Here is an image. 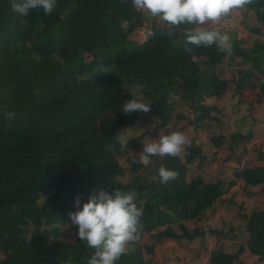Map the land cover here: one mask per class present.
Wrapping results in <instances>:
<instances>
[{"label":"trees","instance_id":"1","mask_svg":"<svg viewBox=\"0 0 264 264\" xmlns=\"http://www.w3.org/2000/svg\"><path fill=\"white\" fill-rule=\"evenodd\" d=\"M249 9L264 25V0ZM143 16L131 0H57L51 15L38 8L27 16L12 9V0H0V264H87L95 250L71 240L64 226L77 232L68 216L77 210V196L82 206L101 190L134 189L142 209L140 238L117 264H146L140 244L146 234L192 240L206 233L202 227L189 231L184 222L201 220L226 191L222 181L189 176L194 161L205 158L200 145L190 142L177 157L153 156L147 166L132 163L136 155L124 166L120 157L185 117L175 112L177 102L197 112L196 124L212 117L204 100L222 97L229 83L215 71L219 64L250 63L248 72L239 69L241 76L247 74L245 83L264 96V41L247 48L234 40L228 54L216 45L188 43V25H153L139 42L133 31ZM101 65L106 72L97 73ZM137 84L144 85L150 110L124 114L122 105L134 98ZM237 84L244 87L241 79ZM7 112L15 118L6 121ZM148 114L156 118L153 130L121 139ZM249 136L236 132L232 142ZM212 138L217 146L224 142L223 135ZM161 166L177 178L151 182ZM237 179L264 192V153L257 164L235 169L230 186ZM245 216L248 237L234 251L214 249L212 264H240L246 251L264 261V209Z\"/></svg>","mask_w":264,"mask_h":264},{"label":"rangeland","instance_id":"2","mask_svg":"<svg viewBox=\"0 0 264 264\" xmlns=\"http://www.w3.org/2000/svg\"><path fill=\"white\" fill-rule=\"evenodd\" d=\"M143 13L144 16L136 23L133 31V39L139 42L150 37L153 25H166L170 30L175 28L161 18H153L147 10H143ZM201 27L226 33L231 37L232 43L234 40H241L239 43L247 48H253L257 41H264V25L250 9H234L217 23L206 22L203 26L188 25L187 29L199 30ZM250 68V63L247 62L240 65L219 64L215 71L221 73L229 83L222 97L209 96L204 100L213 108L212 117H207L205 122L196 124L194 117L197 112L191 106L177 102L175 112H182L185 117L174 118L167 132L160 129L158 137L147 136L137 149L120 157L122 165L127 166L129 165L127 157L139 154L143 149V143L158 141L164 135L180 131L190 142L194 141L196 145H200L205 155L204 160L198 157L189 167V176L202 175L207 181H222L226 191L216 202L215 208L208 210L201 220L184 222L189 231L204 228L206 231L204 235L198 234L192 240L187 238L157 240L146 234L140 239L146 264H212L210 257L214 249L222 247L227 251H234L240 242L248 237L243 232L245 215H250L254 210L264 209V192L261 186H248L240 179L230 186L235 169L257 164L259 154L264 153V96L258 88H251L247 82L245 83L246 77L243 75L247 74L242 73L241 76L239 71L241 69L248 72ZM257 76L262 79L263 74L258 72ZM253 78L257 81L255 76ZM238 79L244 81L241 90H238ZM155 127V116L145 115L134 129L122 134L121 139L127 140L133 135H138L146 129L153 130ZM236 132L250 135L249 139L232 142V136ZM215 135L224 136L221 146H217L214 142L212 137ZM158 157L159 160L163 159ZM123 179L127 181L129 175L127 174ZM69 229H71L69 225L64 226L66 235L71 240H76L77 236L72 234L75 232ZM212 229L221 230L222 234L211 233ZM178 231L181 233L180 229ZM149 246L153 249L150 250ZM1 258H3L2 253H0ZM240 261V264H264V261L259 260L249 251L242 254Z\"/></svg>","mask_w":264,"mask_h":264},{"label":"clouds","instance_id":"3","mask_svg":"<svg viewBox=\"0 0 264 264\" xmlns=\"http://www.w3.org/2000/svg\"><path fill=\"white\" fill-rule=\"evenodd\" d=\"M255 0H131L135 10H147L153 18H161L173 25H200L206 22L217 23L228 16L234 9H243ZM57 6V0H12V9L22 16L29 15L31 10L43 9L45 15H51ZM264 11V9H261ZM187 42L196 46L211 47L216 45L221 52L231 54L233 43L226 33L216 30H184ZM97 73L106 72L103 65L96 69ZM144 85H135L134 98L122 105L124 114L133 111L150 110L151 100L143 96ZM15 118L14 112L4 114L6 121ZM8 127H11L10 123ZM190 145L188 137L180 131L164 135L150 143H143V149L133 157L132 163L147 166L153 156L177 157ZM175 170L161 166L158 175L150 177L151 182L166 184L175 180ZM138 192L134 189H114L111 192L101 190L98 195H91L81 206L77 196L76 211L68 213L71 225L78 231L72 233L81 241H86L93 248L94 254L87 264H117L121 256L128 250L129 243L140 238L142 209L136 200Z\"/></svg>","mask_w":264,"mask_h":264}]
</instances>
